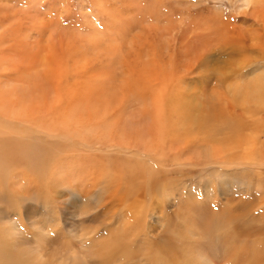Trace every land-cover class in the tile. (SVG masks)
<instances>
[{
	"label": "rangeland",
	"instance_id": "obj_1",
	"mask_svg": "<svg viewBox=\"0 0 264 264\" xmlns=\"http://www.w3.org/2000/svg\"><path fill=\"white\" fill-rule=\"evenodd\" d=\"M244 4L0 0V264H257L264 163H229L264 58Z\"/></svg>",
	"mask_w": 264,
	"mask_h": 264
},
{
	"label": "bare ground",
	"instance_id": "obj_2",
	"mask_svg": "<svg viewBox=\"0 0 264 264\" xmlns=\"http://www.w3.org/2000/svg\"><path fill=\"white\" fill-rule=\"evenodd\" d=\"M242 2H244L245 7H248L249 10H251L252 8H257L256 5H261L264 3V0H241ZM243 4V3H242ZM264 5V4H263ZM262 7V5L260 6ZM258 7V8H260ZM257 8V9H258ZM259 10V9H258ZM261 10V9H260ZM262 11V10H261ZM256 13L254 9H252V13ZM258 13H256L255 15V20L260 22V20L258 19L257 16ZM263 28V27H262ZM264 30V29H263ZM255 36L259 37V33H257ZM264 39V38H263ZM258 50L261 51L262 53H264V44L262 46H258ZM251 52V51H250ZM258 53V52H257ZM242 54V53H241ZM259 54V53H258ZM252 55V53H251ZM242 56V55H241ZM260 56V55H259ZM262 57V55H261ZM250 58V57H248ZM263 58V57H262ZM244 59V58H243ZM242 59V61H243ZM246 59V58H245ZM255 59V58H254ZM252 59V61L254 60ZM264 59V58H263ZM262 59V61H253L255 63H252L248 66L243 67L242 72H240V74L238 75V77L235 80V89L236 92L239 93V95L241 96L242 100L240 102V106L238 107L240 110V114L238 115V126L242 129L244 128H250V134L252 135L249 136L247 135L248 138H251L252 141L246 139V137L242 140V142H240L242 145H240V148L246 144V140L247 142L250 141V143L247 145V147H244V151L246 152V154H243V148L240 149L238 152H236L231 159L229 160L230 164H234V163H240V165H242V167L246 166V167H253L259 164H263L264 163V60ZM248 60V59H247ZM251 60V59H250ZM260 60V58L258 59ZM251 61V62H252ZM244 64H248V62L244 63ZM257 75V76H256ZM234 84V83H232ZM228 89V88H226ZM227 92V91H226ZM248 104L250 105V109L248 108H244V105ZM247 115V117H246ZM249 115V117H248ZM93 121V120H92ZM209 121V120H208ZM210 122V121H209ZM208 123V122H207ZM225 126V125H224ZM249 130V129H248ZM221 132V131H220ZM240 132V131H239ZM242 137V136H241ZM214 140V139H213ZM217 140V139H216ZM3 145V146H2ZM1 146L3 148H5L7 146V144H2ZM24 146V145H23ZM1 147V148H2ZM15 149L20 150L18 152H24V148L21 146H16ZM258 151H255V150ZM5 150V149H4ZM249 150L251 152H249ZM5 152V151H4ZM17 152V153H18ZM254 153L255 155H259L258 159L261 161L259 162H255L254 165H250V162H254V159H257L255 157H253L252 159H250L251 161H249L247 158L250 156V153ZM9 154V153H8ZM24 154V153H22ZM238 154H242L243 157L241 159H239L238 161H235V157ZM10 155V154H9ZM11 156V155H10ZM23 156V155H22ZM263 162V163H262ZM31 163V162H30ZM261 166V165H259ZM30 168V167H29ZM28 169V168H27ZM33 170V169H32ZM31 170V171H32ZM125 171V170H124ZM244 171V170H243ZM126 174H129V172L125 171ZM1 178V177H0ZM1 181V180H0ZM5 181V180H4ZM2 181V182H4ZM228 181V180H227ZM229 182V181H228ZM226 183L225 180H221L220 184L218 186V189L222 192L227 191L226 188H223V184ZM231 183V182H229ZM233 184V183H232ZM149 193V192H148ZM151 193V192H150ZM92 195V194H91ZM90 195V196H91ZM95 195V192H94ZM81 199V198H80ZM82 203V202H81ZM85 203V202H84ZM32 213L35 212V205H32ZM31 208V207H30ZM86 208V207H85ZM85 208H83V211L81 213H85L88 212V210H85ZM89 208V207H88ZM78 209H80V207H78ZM79 212V213H80ZM198 222V221H197ZM228 222V221H227ZM206 231V230H205ZM236 239V238H235ZM121 242L119 241V244ZM119 244L117 246H119ZM43 246V245H42ZM18 247V246H17ZM41 247V246H40ZM116 247V246H115ZM36 248L38 249L39 246H36ZM44 248V247H43ZM58 248V247H57ZM256 248V247H255ZM15 249V248H14ZM175 249V248H173ZM3 250V249H2ZM8 251V249H6ZM120 250V249H118ZM39 251V250H38ZM53 251V250H51ZM35 252V251H34ZM105 252V251H104ZM122 251H117V253H121ZM44 253V252H43ZM46 253V252H45ZM53 253V252H52ZM245 253V252H244ZM67 254V251H66ZM65 254V255H66ZM262 254V253H261ZM31 255L33 256V254L31 253ZM39 255V254H38ZM247 255V254H246ZM31 256V257H32ZM41 256V255H40ZM45 256V255H43ZM70 256V255H69ZM108 256V255H107ZM243 256V255H242ZM39 257V256H38ZM239 257V256H238ZM44 258V257H43ZM213 259H219V257L216 256V258H214L212 256ZM35 259V258H33ZM32 259V260H33ZM41 259V258H40ZM45 259V258H44ZM4 260V258H3ZM19 260V259H18ZM245 260V259H244ZM16 261V260H15ZM39 261V260H38ZM247 261V260H246ZM33 262V261H32ZM53 261H51L52 263ZM189 262V260H188ZM188 262L186 261V263L188 264ZM9 263V262H8ZM50 263V264H51ZM93 263V262H92ZM245 263V262H244ZM252 263V262H251ZM13 264V263H11ZM34 264V263H33ZM40 264V263H39ZM48 264V263H47ZM247 264V263H245ZM257 264H264V256L261 257H257Z\"/></svg>",
	"mask_w": 264,
	"mask_h": 264
}]
</instances>
